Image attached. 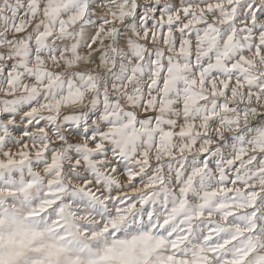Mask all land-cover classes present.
<instances>
[{
	"label": "snow or ice",
	"instance_id": "snow-or-ice-1",
	"mask_svg": "<svg viewBox=\"0 0 264 264\" xmlns=\"http://www.w3.org/2000/svg\"><path fill=\"white\" fill-rule=\"evenodd\" d=\"M0 264H264V0H0Z\"/></svg>",
	"mask_w": 264,
	"mask_h": 264
}]
</instances>
